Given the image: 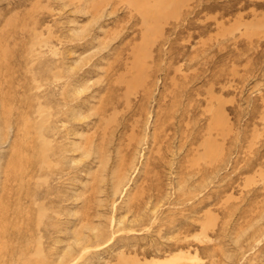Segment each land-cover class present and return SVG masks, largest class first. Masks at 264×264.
I'll return each instance as SVG.
<instances>
[{"label":"rangeland","instance_id":"obj_1","mask_svg":"<svg viewBox=\"0 0 264 264\" xmlns=\"http://www.w3.org/2000/svg\"><path fill=\"white\" fill-rule=\"evenodd\" d=\"M0 241L264 264V0H0Z\"/></svg>","mask_w":264,"mask_h":264},{"label":"bare ground","instance_id":"obj_2","mask_svg":"<svg viewBox=\"0 0 264 264\" xmlns=\"http://www.w3.org/2000/svg\"><path fill=\"white\" fill-rule=\"evenodd\" d=\"M76 116V115H75ZM27 220V219H26ZM16 222V221H15ZM18 224V223H17ZM6 225V224H5ZM25 226V225H24ZM22 227V226H21ZM93 230V229H92ZM4 233V232H3ZM18 234V233H17ZM77 240V239H76ZM78 240H79V242L77 243L79 246H81L80 247V250H81V248H85V247H83V244L81 243V239L78 237ZM5 241H3V242H1L0 241V243L2 244V243H4ZM10 242V241H9ZM5 244V243H4ZM6 244H7V242H6ZM10 246V245H9ZM75 246V245H74ZM74 246H72L73 248H74ZM76 247V246H75ZM6 248V247H5ZM72 248V249H73ZM7 249V248H6ZM75 249V248H74ZM79 250V249H78ZM0 251H1V249H0ZM74 251V250H73ZM87 251V250H86ZM6 252V251H5ZM83 253V252H82ZM1 254V253H0ZM9 254H10V250H9ZM71 254V253H70ZM2 255V254H1ZM1 255H0V257H1ZM3 255H5L4 253H3ZM11 255V254H10ZM13 255H15V251H14V254ZM6 256V255H5ZM12 256V255H11ZM80 256V255H79ZM185 256H187V255H185ZM13 258V257H12ZM1 259V258H0ZM180 258L179 257H174V259H171V260H168V261H166V262H162V263H157V264H176L177 263V261L179 260ZM187 259V258H186ZM192 259H194V258H192ZM195 259H196V257H195ZM194 259V260H195ZM198 259V258H197ZM183 260V259H182ZM0 261H4L3 259L2 260H0ZM156 262V261H155ZM194 262V261H193ZM146 263V262H145ZM188 263H190V262H188ZM147 264H151V263H147Z\"/></svg>","mask_w":264,"mask_h":264}]
</instances>
